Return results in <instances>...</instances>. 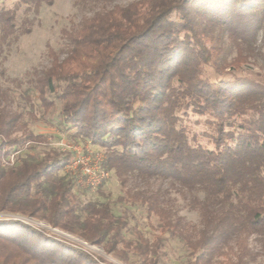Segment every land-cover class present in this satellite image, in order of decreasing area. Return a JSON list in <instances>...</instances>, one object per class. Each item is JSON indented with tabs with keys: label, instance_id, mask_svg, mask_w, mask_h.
I'll return each instance as SVG.
<instances>
[{
	"label": "trees",
	"instance_id": "16d2710c",
	"mask_svg": "<svg viewBox=\"0 0 264 264\" xmlns=\"http://www.w3.org/2000/svg\"><path fill=\"white\" fill-rule=\"evenodd\" d=\"M43 1L16 0L0 10V62L20 31V9L38 12ZM77 2L91 12L63 29L62 54L49 46L51 62L29 79L26 99L37 97L44 114L59 101L60 125L103 148V167L123 185L158 177L190 192L199 228L166 205L161 189L127 190L129 202L158 218L161 232L187 244L193 256L187 264H252L262 252L251 246L252 236L264 251V82L213 78L206 70L226 68L217 43L225 33L238 48L234 66L248 59L243 43L253 50L264 0ZM6 99L0 87V212L45 220L124 262L132 250L134 264H157L164 238L150 242L134 226L136 239H127V212L82 202L74 177L61 173L67 157L27 151L11 164L15 147L45 136L27 129L23 112L7 110ZM20 128L23 136L14 135ZM0 264L113 263L23 220L2 218Z\"/></svg>",
	"mask_w": 264,
	"mask_h": 264
},
{
	"label": "rangeland",
	"instance_id": "374dc122",
	"mask_svg": "<svg viewBox=\"0 0 264 264\" xmlns=\"http://www.w3.org/2000/svg\"><path fill=\"white\" fill-rule=\"evenodd\" d=\"M16 0H0V10L13 6ZM134 0H119L122 4H127ZM244 4L242 1L239 5ZM91 6L78 3L77 0H44L38 12L28 11L21 8L18 15V25L20 31L16 38L6 45L0 62V87L7 90V99L4 102L7 110H19L23 112L22 123H26L27 129L35 134H42L45 139L42 141L27 140L22 145L15 147L10 156L11 164H14L22 153L44 154L45 152H57L64 157L70 158L75 155L76 147H81L82 152L96 154L104 149L100 146L92 145L81 135H76L75 130L64 128L59 123L60 102L57 101L54 108L44 114V107L37 97H32L29 102L24 96L23 90L29 84V79L34 76L36 70H41L51 62L49 46L59 53H63L64 43L62 31L70 28L74 23H78L85 13L91 12ZM22 25L30 27L29 32L22 31ZM220 27L212 28L213 34L217 37ZM224 48L222 62L226 63V68L207 67V74L213 78H232L234 76H247L260 79L264 82V19L261 21L255 40L250 42L251 50L246 42L243 43V51L250 56L240 66L232 63L238 53V48L229 34L225 33L221 41H217ZM33 108L31 109L30 104ZM34 114V116L31 114ZM196 119V117H193ZM202 126L195 125V129ZM23 129H18L14 135L21 136ZM75 134V136H73ZM23 136V135H22ZM78 144L80 146H78ZM16 149V150H15ZM66 162V161H65ZM61 173H68L64 167ZM108 177L101 185L95 189L83 185L76 180L78 185L75 192L82 202L100 201L108 202L116 214L127 212L130 216L128 229L124 234L127 239H136L132 227L136 226L143 236L154 242L158 237L164 238V243L159 247L157 264H187L193 259L187 244L178 237L171 236L168 232L163 233L157 228L158 218L147 214L146 208L140 204H132L127 200L128 189H161L166 205L185 218V222L198 228L201 226V215L199 210L194 209L189 204L190 192L184 189L179 183L158 177L151 179H141L132 177L128 184L123 185L115 174L114 170H108ZM78 179V177H77ZM200 196H203L201 193ZM23 215L22 213L1 211L0 219L10 218L11 215ZM39 220V219H37ZM194 230V229H193ZM195 235V233H193ZM69 240V239H68ZM251 246L261 250V254L252 264H264V251L261 243L255 236L251 237ZM102 251L94 253L105 258L113 264H134L138 261V255L130 250L129 261L124 262L113 253ZM122 248V245L120 246ZM221 259V258H220ZM215 264H221L216 261Z\"/></svg>",
	"mask_w": 264,
	"mask_h": 264
},
{
	"label": "built area",
	"instance_id": "2783aa9c",
	"mask_svg": "<svg viewBox=\"0 0 264 264\" xmlns=\"http://www.w3.org/2000/svg\"><path fill=\"white\" fill-rule=\"evenodd\" d=\"M78 146L80 145L78 144ZM76 149H79V151L75 150V155L72 156L71 159H67L64 168L83 185L95 189L96 187L101 185L109 175V171L102 165L104 154L102 152H97L96 154L91 155L82 152L81 147H76ZM10 218L20 219L36 227L42 228L49 235L65 239L93 254H95L94 252L97 250L101 251V248L98 245L88 242L86 239L79 235L70 233L58 227H53L45 220H37L31 216L14 214L11 215Z\"/></svg>",
	"mask_w": 264,
	"mask_h": 264
},
{
	"label": "bare ground",
	"instance_id": "6f19581e",
	"mask_svg": "<svg viewBox=\"0 0 264 264\" xmlns=\"http://www.w3.org/2000/svg\"><path fill=\"white\" fill-rule=\"evenodd\" d=\"M101 251H102V249H101Z\"/></svg>",
	"mask_w": 264,
	"mask_h": 264
}]
</instances>
